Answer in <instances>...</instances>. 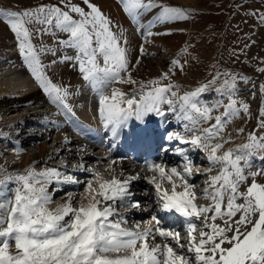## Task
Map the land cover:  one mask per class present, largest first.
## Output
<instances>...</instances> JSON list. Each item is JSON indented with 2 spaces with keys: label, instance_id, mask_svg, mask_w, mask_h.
Here are the masks:
<instances>
[{
  "label": "snow or ice",
  "instance_id": "1",
  "mask_svg": "<svg viewBox=\"0 0 264 264\" xmlns=\"http://www.w3.org/2000/svg\"><path fill=\"white\" fill-rule=\"evenodd\" d=\"M60 3L67 10L56 5L22 11L0 7V18L14 34L19 55L39 88L58 109L71 113L68 98L74 93L67 86L53 83L45 69L57 64L78 68L83 81L97 92L98 115L113 136L128 125L129 119L144 123L149 115L163 119L166 112L173 113L183 123L184 131L169 132L164 140L179 145L173 153L181 163L169 166L163 160H145L135 174H130L123 167L119 172L114 167L122 165L127 157H94L96 164L89 165L81 155V162L67 171H62L67 169L65 163L38 172L35 161L22 173L4 174L5 169L0 167V264H264V183L257 180L264 176V168L252 171L250 165L252 156L264 159V135L249 133L247 142L224 150L232 139L225 137V126L241 111H249L247 103L234 98L237 77L218 72L207 83L180 94V86L171 82L170 73L173 68L182 70L183 65L173 59L168 71L140 82L139 99L135 90L129 94L113 88L111 95H105V89L113 83H137L131 75L135 65H129L127 48L122 46V30L90 0H83L88 11L70 0ZM120 3L134 20L144 10L157 6L161 9L159 22L186 19L181 9L157 5L154 0ZM71 13L78 14L79 19ZM30 24L44 25L35 30L37 34L55 35L59 31L66 33L67 39H58V48L41 44L37 49L31 41ZM141 32L146 37L159 35L148 29ZM123 43L126 45L127 40ZM65 49L75 54L60 55L50 65L42 63L41 54L57 56ZM139 52L144 55L143 45ZM221 75L227 78L212 89ZM162 80L169 83L161 84ZM146 84L153 87L145 90ZM261 88L264 90V85ZM209 90L227 95L229 100L223 105L224 111L215 116L212 113L221 103L209 106L200 100ZM258 127H264V106ZM69 142L65 136L63 143ZM78 151L86 154L87 150ZM189 151L203 152L210 167L194 171ZM105 160L108 165L102 173L97 168ZM75 173L84 179H78ZM196 175L208 177L200 191L193 182ZM141 180L149 186L144 196L151 197L144 202L132 191L133 184ZM9 182L16 185L11 198L5 187ZM53 183L72 185L75 190L66 193L63 203L49 208L53 197L48 186ZM77 196L81 197L79 204L74 203ZM201 199L208 202L198 203ZM132 212L153 214L143 226L138 221L129 226ZM158 213L178 216L183 231L165 227ZM13 244L15 251L10 250Z\"/></svg>",
  "mask_w": 264,
  "mask_h": 264
},
{
  "label": "rangeland",
  "instance_id": "2",
  "mask_svg": "<svg viewBox=\"0 0 264 264\" xmlns=\"http://www.w3.org/2000/svg\"><path fill=\"white\" fill-rule=\"evenodd\" d=\"M189 1L190 2L187 4L176 5V3H171L169 0H154V3L157 5L163 4L181 9V14L183 16L186 15V19L184 20L169 19L164 22H159L161 9L158 6L144 10L139 15V18H137L141 21H146L148 19L149 22L152 23L154 29H157L156 33H159V36L162 35V32L165 34L178 31L183 32L185 35L187 32L186 30L189 27H192L191 33L187 35V38L181 40V44H178L179 48L177 47V51L173 54L166 50L160 41H151L152 39H149V37L142 35L141 31H138L140 28L139 26L143 25L142 27L147 29L151 23L144 26L145 22H136L134 20L137 23L135 27L130 21L126 20L123 25H119V30H122V46L127 48L129 65H136L137 57H139V59H141L142 56L154 58L152 65L156 67V72L148 77L142 78L134 84V87L139 88L140 82L153 80L159 77L162 72L168 71V69L172 67L171 61L173 59L179 60L183 65L182 70L177 67L173 68V71L170 73L171 82L180 86V94L192 90L200 84L207 83L218 72L221 74H233L237 77V92L234 98L237 101L247 103L249 105V111L247 114L241 111L239 116L233 118L231 122L225 126V137L231 136L232 141L245 143L247 142L249 133L254 132L257 136L264 135V127H258L260 109L264 106V90L261 88V85H264V71H261V69H264V0ZM70 2L84 8L85 11H88L87 5L83 3V0H70ZM90 2L97 5L102 13L112 21V16L110 15L109 10L102 9L97 0H90ZM38 5H56L64 8V5L60 3V0H0V7L8 11H22L23 9L32 8ZM64 10L67 9L64 8ZM121 13L123 12L121 11ZM71 15H73L74 18L79 19L78 14L71 13ZM0 21H3L6 25L3 18H0ZM188 21L190 22V26ZM113 25L115 26L117 24L113 23ZM28 27L32 31L31 41L37 49H39L41 44L58 48L56 41L58 39H67L66 33L55 30V35L51 33L37 34L35 30L42 29L44 27L42 24H30ZM6 28L8 30L7 37L10 42V48L8 47L10 49L8 54L9 59L10 56H12L16 66L26 72V75L28 74L27 80L29 79L28 81L30 84L32 83V86H34L33 83L35 84V80L27 70V67L24 65L22 58L19 55L14 34L9 30L7 25ZM113 30L117 31L115 27ZM132 36L134 38H132ZM124 39L128 40L126 45L123 43ZM140 45H145L144 47H146L144 55H141L139 52ZM151 47L153 49L155 47L156 50L153 52V50H150ZM184 49H186V51H182ZM70 51L73 50L65 49L58 52L57 56H53L50 53L41 54L40 58L43 64L50 65L53 60L58 58V56L63 54L69 55ZM74 54L75 53L72 52L70 55ZM100 63H103L101 59ZM190 64H192L193 67L190 68ZM57 65L45 69L46 74L52 79L53 83H55L56 79L52 75L53 72H55ZM69 68L71 69L72 67L68 66V69ZM134 68H131V71L134 70ZM72 70L75 71L73 68ZM76 70L78 71V68ZM225 78L227 77L221 75L216 84L212 85V89L218 87ZM160 83L167 84L169 83V80H162ZM149 86L152 85L146 84V87ZM11 92H13V95L19 93L14 89H12ZM11 92L9 93L10 95ZM41 92L44 93L42 90ZM200 100L209 106L217 101L221 103L222 106L213 111V116L222 113L224 111L223 105H226L229 102L227 95H221L214 90H209L208 94H201ZM237 107H239V104ZM211 123H214V120L211 121ZM49 125L50 123L46 122L43 124V127H41L44 128L43 131L47 129L53 137L54 132ZM237 129H243V132H238ZM0 132H2V129H0ZM2 136H4V138H0V167L5 168V158L3 157L7 155L9 151L14 150V146L12 144L8 145L9 138L6 134L3 133ZM42 137L43 136H40L39 138L37 137L32 139L33 141H30L37 150V146L44 141ZM50 160L52 159L36 163L34 165L35 169H37L36 171L52 168V166L49 165ZM250 165L252 171L264 168V164L263 166H257L255 165V162ZM15 167L20 168L19 165ZM23 170L14 173H22ZM257 180L260 183H264V176L257 177ZM250 182L251 180L249 179L248 183ZM15 186L16 185L12 182L11 188L14 189ZM244 187H246V185L242 186L241 190H243ZM53 189L54 184L48 187V190L52 195ZM66 193H68V191H60L54 195V199L57 200L62 198L63 200ZM74 203H80V196L76 197ZM10 250L15 251L14 244L11 245Z\"/></svg>",
  "mask_w": 264,
  "mask_h": 264
},
{
  "label": "bare ground",
  "instance_id": "3",
  "mask_svg": "<svg viewBox=\"0 0 264 264\" xmlns=\"http://www.w3.org/2000/svg\"><path fill=\"white\" fill-rule=\"evenodd\" d=\"M97 1L99 2V6L102 9L109 10L110 15L112 16L113 23H116L117 25H123V23H125L127 19L130 22L134 21L132 16L123 10V5L120 3V1ZM169 1L171 3H176V5H181L184 3L187 4L190 2L189 0ZM119 4H121V6H119ZM120 9H122V11L125 13H121ZM184 17H186V15ZM137 18L135 19L136 22L138 20ZM142 26L143 25L139 26V32L142 29H145ZM149 26L151 27L149 28ZM149 26L147 27V29L152 31L153 33H156L157 29H154L152 23ZM191 30L192 27H189L186 30L187 32L185 35L183 34V32L179 31L165 34H163L162 32V35H153L149 37V39H152L151 41H160L164 45V48L170 51L171 54H173L179 48L178 46L181 44V40L187 38V35L191 33ZM7 36L8 30L6 28V25L3 21H0V129L3 128L7 131L10 138V142L8 143V145L12 144L14 146V150L9 151L8 154L4 156L6 166H4V174H8L17 165L25 167L33 161L39 163L44 162V160L47 159H52L49 162V165L52 167H59L60 165L66 163L67 169H62V171H67L72 169V166L74 164L81 162V155H84L83 162L89 165L96 164V161L93 159L94 157L106 156L109 160L121 156L127 157L122 165H115L114 167L116 168L117 172H119L120 168L123 167L126 173L135 174V172L138 171L142 167V165L138 163V161L126 155V142H124V140L119 136L117 137L118 139L116 138L117 142L119 143L118 148L116 140L112 141V139H110L109 141V136H106V130H108V128L104 127L97 112V92L93 90L89 84L83 81L79 72L77 70L73 71L72 68L68 69V66L65 64H58L56 66V70L52 75L56 79L55 83L67 86L69 88V91L74 93L68 98V103L72 106L73 111L71 113H68L63 108L58 109L57 106L52 104L49 101V98L41 92L39 87H36L34 83V86H32V83L30 84V82L28 81L29 79L27 80L28 74L26 75V72L22 71L16 66V63H14V59L12 58V56H10L9 59L8 54L10 52V42ZM132 38L134 37L132 36ZM144 49H146V47H144ZM150 50H153L154 52L156 48L154 47L153 49L151 47ZM72 52L74 51H70L69 53L71 54ZM100 59L103 61L102 57H100L99 63ZM152 62H154V58L142 56L140 59V63L136 64L134 70L131 71L132 78L136 82H138L142 78L148 77L151 74L155 73L156 67L152 65ZM101 65H103V63ZM191 67H193L192 64H190V68ZM113 88H118L123 92L129 94H131L135 90L137 92L136 98L139 99V88L134 87V84L113 83L105 89L104 94L111 95V91ZM12 89L19 93H16V95H10L9 93ZM205 94H208V91L205 92ZM162 107L166 110L168 106L162 105ZM133 119L134 118L129 119L127 126L136 123V120ZM46 122L50 123L49 126L54 132L53 137L50 135L47 129L43 131L44 128L42 127ZM170 123L174 129L173 131H184L183 123L178 121L173 113L166 112V115L163 119L159 117L157 121L154 122L156 126L155 132L159 134V131L162 129V127L170 125ZM127 126L124 128L123 133L126 131ZM40 136H43L42 138L44 141L40 143L39 146H37V150L35 149L33 143L30 141H33L32 139H35L37 137L39 138ZM65 136L69 138L70 142L68 144L63 143V139ZM18 140L20 141L18 142ZM240 144L243 143L240 141L234 142L231 140L229 143L224 145V150L233 148L236 145ZM80 148H85L87 150L86 154H81L78 151ZM108 153L110 154L108 155ZM188 155L193 161V153L191 152ZM202 156V158L205 159L204 161L201 160L197 164H195V162L193 161L195 165L194 171L196 169L203 171L204 169L210 167V164L203 152ZM178 159L179 158L170 150L168 153L166 152L160 157V161H165L169 166L179 164L177 162ZM254 160L257 162V164L255 163L256 165L262 163V160H260L259 157H250V163H253ZM59 161H61L62 163L59 164ZM107 165V160L100 162L97 170L103 173L105 172ZM75 174L78 179H84V177L79 173ZM0 178H2V176ZM106 178L110 177L106 176ZM207 179L208 177L205 175H196L193 177V182L200 186L197 191H200V189L203 188V182ZM53 184L54 189L59 188L60 190L53 191V199L52 202L48 205L49 208H55L56 205L64 202V199L62 200V198H59L57 200L54 199V195L56 193L60 191H68V193H70L75 190V186L72 185L65 184V188H62L63 185L61 186L55 183ZM5 187L8 190V198L13 197L14 193L11 190L10 182ZM148 187L149 186L145 184L143 180L134 183L132 186V191L136 194L135 198L140 199L142 202L151 199V197L144 196V191ZM197 202L200 204H205L208 201L201 199ZM122 210L123 209H121V211ZM155 211L156 210L153 209V212ZM153 212H149L147 214H140L136 212L130 213L128 215L129 226L133 221L141 222L143 226V222L146 221L153 214ZM158 215L161 217L163 225L165 227L179 228L181 231H183L182 222H180L179 220L177 221V225L172 226L171 220H168L164 213H158Z\"/></svg>",
  "mask_w": 264,
  "mask_h": 264
}]
</instances>
